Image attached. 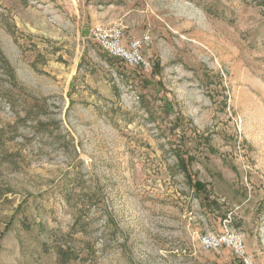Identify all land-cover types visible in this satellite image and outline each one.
I'll use <instances>...</instances> for the list:
<instances>
[{
    "label": "rangeland",
    "instance_id": "1",
    "mask_svg": "<svg viewBox=\"0 0 264 264\" xmlns=\"http://www.w3.org/2000/svg\"><path fill=\"white\" fill-rule=\"evenodd\" d=\"M224 231L264 264V0H0V264H243Z\"/></svg>",
    "mask_w": 264,
    "mask_h": 264
},
{
    "label": "built area",
    "instance_id": "2",
    "mask_svg": "<svg viewBox=\"0 0 264 264\" xmlns=\"http://www.w3.org/2000/svg\"><path fill=\"white\" fill-rule=\"evenodd\" d=\"M94 39L110 56L122 60L136 69L149 70L151 64L144 50L152 44L150 32L141 36L127 37L121 23L96 26L92 33ZM201 243L207 250L229 247L243 264H255L248 252L245 239L239 233L224 231L201 235Z\"/></svg>",
    "mask_w": 264,
    "mask_h": 264
},
{
    "label": "trees",
    "instance_id": "3",
    "mask_svg": "<svg viewBox=\"0 0 264 264\" xmlns=\"http://www.w3.org/2000/svg\"><path fill=\"white\" fill-rule=\"evenodd\" d=\"M193 182H194V181H193ZM194 186H195L196 189H199V190H200L201 188H203V187H202V183H200V182H198V181H195V182H194Z\"/></svg>",
    "mask_w": 264,
    "mask_h": 264
}]
</instances>
